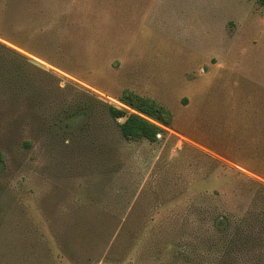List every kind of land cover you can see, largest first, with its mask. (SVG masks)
Wrapping results in <instances>:
<instances>
[{"label": "rangeland", "instance_id": "1", "mask_svg": "<svg viewBox=\"0 0 264 264\" xmlns=\"http://www.w3.org/2000/svg\"><path fill=\"white\" fill-rule=\"evenodd\" d=\"M0 44V264H212L264 188L263 8L0 0ZM124 90L172 114L155 143L82 94Z\"/></svg>", "mask_w": 264, "mask_h": 264}, {"label": "trees", "instance_id": "2", "mask_svg": "<svg viewBox=\"0 0 264 264\" xmlns=\"http://www.w3.org/2000/svg\"><path fill=\"white\" fill-rule=\"evenodd\" d=\"M264 11V0H255ZM8 57L10 63L23 59L21 55L0 44V60ZM44 76L46 72L34 69ZM36 94L40 93L34 88ZM88 100L99 109L108 121L116 122L124 118L120 124L116 123V134L127 142L145 140L155 143L157 136L164 132L163 128L172 126L173 117L170 111L154 100L142 97L129 90H124L118 97V102L128 110L106 104L91 95L82 92ZM92 106H80L82 111ZM87 113V112H86ZM28 147V142H24ZM3 157L0 156V175ZM259 201V204H257ZM215 231L222 237L220 239V255L212 264H264V188L258 186L254 194L253 207L241 216L221 215L214 222ZM215 243L214 246H216Z\"/></svg>", "mask_w": 264, "mask_h": 264}, {"label": "water", "instance_id": "3", "mask_svg": "<svg viewBox=\"0 0 264 264\" xmlns=\"http://www.w3.org/2000/svg\"><path fill=\"white\" fill-rule=\"evenodd\" d=\"M35 65L39 66L38 64H35Z\"/></svg>", "mask_w": 264, "mask_h": 264}]
</instances>
